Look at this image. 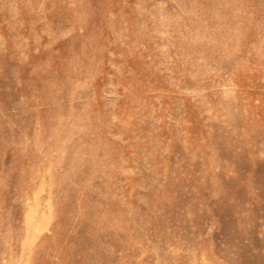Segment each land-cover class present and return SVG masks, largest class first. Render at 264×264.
Here are the masks:
<instances>
[{"label":"rangeland","instance_id":"rangeland-1","mask_svg":"<svg viewBox=\"0 0 264 264\" xmlns=\"http://www.w3.org/2000/svg\"><path fill=\"white\" fill-rule=\"evenodd\" d=\"M0 264H264V0H0Z\"/></svg>","mask_w":264,"mask_h":264}]
</instances>
